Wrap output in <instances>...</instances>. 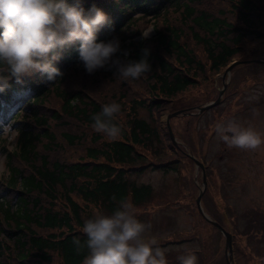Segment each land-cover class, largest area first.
Listing matches in <instances>:
<instances>
[{"label":"trees","instance_id":"16d2710c","mask_svg":"<svg viewBox=\"0 0 264 264\" xmlns=\"http://www.w3.org/2000/svg\"><path fill=\"white\" fill-rule=\"evenodd\" d=\"M81 3L84 9L101 5L114 26L112 32L101 29L97 42L118 37L122 51L130 53L127 59L137 61L142 50L149 49L151 72L127 81L116 78L115 68L90 75L79 61L77 43L54 64L62 78L47 81L37 73L22 84L9 81L11 86L0 92L5 103L15 92L29 90L20 118L17 111L7 114V106H0V132L8 118L20 132L12 151L0 137V152L7 157L6 174L0 177V264H50L52 259L57 264H83L87 249L77 254L72 241L86 239L82 229L93 216L90 207L111 214L122 198L133 206L147 202L151 187L128 181L129 175L147 169L175 172L179 154L185 165L192 161L181 147L171 145L158 116L175 110L181 94L231 59H241L244 43L261 44L244 58L264 57V0ZM141 20H152L150 39H134ZM196 47L202 48L201 54ZM113 59L125 57L117 53ZM113 101L121 105L116 123L122 134L115 140L91 127L92 115ZM165 157L168 160L155 163Z\"/></svg>","mask_w":264,"mask_h":264},{"label":"rangeland","instance_id":"374dc122","mask_svg":"<svg viewBox=\"0 0 264 264\" xmlns=\"http://www.w3.org/2000/svg\"><path fill=\"white\" fill-rule=\"evenodd\" d=\"M93 5H88L85 11ZM95 6L105 13L101 5ZM151 23L152 20L146 23L141 20L135 27L139 32L134 39H150L153 33ZM255 42L244 43L239 55L241 59L234 57L231 61L247 60L244 58L247 51L261 45ZM195 49L202 53V48ZM253 56L258 55L254 53ZM253 58L264 59L260 56ZM224 69L219 68L216 74L208 75L205 82H198V86L181 94L173 111L181 107L178 110L189 115L182 119L178 114L180 116L171 118L168 125L178 147L182 148V154L194 157L197 154L203 164L205 186L199 205L210 220L219 223L223 232L229 233L230 264H264V145L256 150L230 148L215 131L216 123L236 120L264 133V65L253 62L235 64L229 74L221 76ZM26 80L30 81L31 77L24 78ZM222 81L221 102L196 113V107L215 98V87L219 89ZM27 96L26 89L12 94L10 102H5L7 114L17 111L20 118ZM165 115L158 116V122L166 133ZM9 123L10 118L3 125ZM0 137L4 139L5 148L12 151L16 139L2 136V130ZM181 158V154L176 157L180 160L176 172L147 169L139 175L128 176V181L136 185L149 184L152 192L147 202L134 206L136 218L152 225L144 234L145 239H155L157 245L166 250L168 264H179L178 257L188 253L197 255L198 264H225L222 234L196 212L194 197L197 188L201 187V172L192 161L185 165L186 161ZM165 160L168 158L155 163ZM5 169L4 162L0 166V177L6 174ZM76 200L84 209L86 205ZM90 212L94 215L97 211L90 207ZM50 264H57V260L52 259Z\"/></svg>","mask_w":264,"mask_h":264},{"label":"clouds","instance_id":"9594fccd","mask_svg":"<svg viewBox=\"0 0 264 264\" xmlns=\"http://www.w3.org/2000/svg\"><path fill=\"white\" fill-rule=\"evenodd\" d=\"M107 28L114 31L109 16L93 5L85 11L81 0H0V92H4L14 79L22 84L24 78L39 73L47 81L62 78L63 73L54 66L66 49L79 44V61L88 74L115 68L116 78L136 80L151 72L149 49L142 50L141 58L130 60V53L121 49L118 37L108 42H97V33ZM120 53L125 57L113 59ZM7 73L5 75L4 73ZM121 105L115 101L104 104L93 114L91 127L111 140L122 134L116 123ZM215 131L230 148L256 150L264 145V133L236 120L218 122ZM18 129L11 123L2 126V136L15 140ZM0 154V166L6 161ZM116 201V197H112ZM152 225L136 218L134 206L122 198L111 214L97 211L83 225L86 239H73L77 254L87 249L83 264H168L166 250L155 239L146 240L144 234ZM179 264H198V257L188 253L178 257Z\"/></svg>","mask_w":264,"mask_h":264},{"label":"water","instance_id":"95a60500","mask_svg":"<svg viewBox=\"0 0 264 264\" xmlns=\"http://www.w3.org/2000/svg\"><path fill=\"white\" fill-rule=\"evenodd\" d=\"M252 62L253 63H259V64L263 65L264 64V59L261 60V59H257V58H252V59L241 60V61L233 60L228 65H226L224 67L225 69H224V71H223L221 76L229 74V71H230L231 67L233 65H235V64L252 63ZM223 86H224V82L222 81L221 85H220V88L217 89L218 91H217L216 97L213 100H210L209 102L202 104V106L196 107L195 108L196 113H199V111H201V110H206V109H209L210 107H212L214 105H217L219 103V99H220L221 94H222ZM178 114L185 115V113H183L181 110L177 109V111H172V112L166 113V115L164 117V121H163V124L165 126V130H166V134L169 137L170 143L173 146H176L177 143H176L175 137L172 135L170 126L168 125V120H169L170 117L177 116ZM187 157L192 159L193 165L195 166V168H199L200 172H201V177H200V179H202L201 180V187L197 188L198 192H197V195L194 197L196 210H197V212H199V214H200V216L202 217L203 220L208 221L209 223H212L217 228L219 233L222 234L223 239H224V242H223V244H224L223 254L225 256V264H230V259H231L232 255H231V245H230V236H229V234L223 232L221 227L216 222L211 221L207 217V215L204 212H202V209H201V207L199 205V197H200V195H201V193L203 191V187H204V184H205L204 183V179H203V168L193 157H191L189 155Z\"/></svg>","mask_w":264,"mask_h":264},{"label":"bare ground","instance_id":"6f19581e","mask_svg":"<svg viewBox=\"0 0 264 264\" xmlns=\"http://www.w3.org/2000/svg\"><path fill=\"white\" fill-rule=\"evenodd\" d=\"M211 100H213V99H211ZM176 147L179 148V147H178V144L176 145Z\"/></svg>","mask_w":264,"mask_h":264}]
</instances>
